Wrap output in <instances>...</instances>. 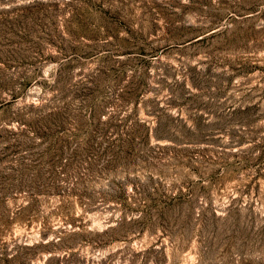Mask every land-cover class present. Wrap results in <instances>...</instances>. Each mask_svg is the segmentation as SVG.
<instances>
[{
	"label": "rangeland",
	"instance_id": "374dc122",
	"mask_svg": "<svg viewBox=\"0 0 264 264\" xmlns=\"http://www.w3.org/2000/svg\"><path fill=\"white\" fill-rule=\"evenodd\" d=\"M0 264H264V0H0Z\"/></svg>",
	"mask_w": 264,
	"mask_h": 264
},
{
	"label": "trees",
	"instance_id": "16d2710c",
	"mask_svg": "<svg viewBox=\"0 0 264 264\" xmlns=\"http://www.w3.org/2000/svg\"><path fill=\"white\" fill-rule=\"evenodd\" d=\"M40 4L38 2H31L29 3L28 5H24V6H21L19 8H16V9H21V10H28V9H34L35 7H38Z\"/></svg>",
	"mask_w": 264,
	"mask_h": 264
}]
</instances>
